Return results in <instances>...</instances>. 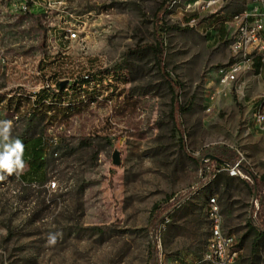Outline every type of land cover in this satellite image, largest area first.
Instances as JSON below:
<instances>
[{"label": "rangeland", "instance_id": "obj_1", "mask_svg": "<svg viewBox=\"0 0 264 264\" xmlns=\"http://www.w3.org/2000/svg\"><path fill=\"white\" fill-rule=\"evenodd\" d=\"M17 1L0 0V121H11L6 133L0 125V152L21 141L25 167L0 171V264H149L154 244L158 264L189 261L206 249L213 197L241 263L264 264V237L250 225L264 220V184L253 193L245 170L230 179L217 162L205 181L197 161L229 148L253 176L264 175V132L254 121L261 104L264 114V74L244 60L236 79L223 81L243 59L230 49L242 0L219 1L194 21L184 8L198 0H69L49 14H21ZM70 14L84 30L64 42V21L79 24ZM158 38L163 69L151 48ZM116 68L117 79L107 73ZM86 74L101 77L95 89L64 99L75 105L36 106L40 90ZM167 76L180 83V102H192L183 134L170 116ZM51 90L46 98L62 102ZM44 141L46 180L22 179ZM171 204L154 233L153 213Z\"/></svg>", "mask_w": 264, "mask_h": 264}, {"label": "built area", "instance_id": "obj_2", "mask_svg": "<svg viewBox=\"0 0 264 264\" xmlns=\"http://www.w3.org/2000/svg\"><path fill=\"white\" fill-rule=\"evenodd\" d=\"M69 0H46L45 8H35L33 0H18L21 4V14H35L39 10L64 12ZM223 0H198L190 8H184L186 13H190L192 21L196 16H200L207 8ZM243 12H238V17L234 18L233 24L235 30L231 36L230 49L234 57L243 58L234 61V70L224 77L223 81L234 80L239 70L243 68L242 62L248 61L251 67L257 58L264 61V0H242ZM62 29V38L71 41L73 37H80L81 26H74L72 23H64ZM247 40L257 41V49H247ZM77 80V79H76ZM57 90V89H56ZM257 111V130L264 132V114H262V104L255 108ZM226 170L232 176L242 175L239 163L233 166H225ZM208 218L213 222V242L210 248L205 249V259L210 260V264H240V250L234 249L232 245V236H222L217 233V215L215 207L208 212ZM179 263V261H178Z\"/></svg>", "mask_w": 264, "mask_h": 264}, {"label": "trees", "instance_id": "obj_3", "mask_svg": "<svg viewBox=\"0 0 264 264\" xmlns=\"http://www.w3.org/2000/svg\"><path fill=\"white\" fill-rule=\"evenodd\" d=\"M168 6H169V4H166V6L164 7V11H167ZM220 34H221V36L226 35V30H225L223 25L220 28ZM151 48L154 52V56H155V59L157 61V64L163 69V55H164L163 41L160 38H158L157 43L155 45L151 46ZM254 67H255V72H258L261 76H263V74H264V61H262L260 58H257L254 62ZM107 73H111V77L116 78V79L119 78V76L121 75L120 70L117 68L115 70H113L112 72L107 70ZM99 77H101V75H99V74H90V76L87 78L80 77V78H77V80L76 79L70 80L64 86H61V82H59V84L57 86V90L42 89L38 93L35 94V96L37 97V99L35 101L36 106L38 107V106L48 104V105H64L66 107H71V106L75 105V102L69 101L66 103V100H64V99H67V98L72 97V96H77L78 94L83 93L85 91L95 89V86H97L99 83ZM166 81L168 83V87H169L171 94H172L170 116L173 118V120L177 124V127L179 128L180 132L183 134V131L181 128V121H180L181 115L191 109L192 102H189L188 104L183 105L180 102V95H179V91L181 88L180 83L175 82V81H171L168 76L166 77ZM49 90H51L50 93H52L54 98L56 97L58 100L61 99L63 101L62 102H56V101L49 100L48 98H46L49 96ZM44 95H46V96L44 97ZM47 143L48 142L44 141L42 145H40L37 149L34 150L32 158L30 161L31 162L36 161V163L32 167H29L23 173L22 179H27V180H30L33 182H39V183H43L46 180V177H47L46 164L44 162H41V159L43 160V159L47 158V151L49 150L48 147H46ZM49 147H50V145H49ZM197 161L203 169H206L209 172L205 181H207V180H209L212 177L217 175L216 170L212 168L213 162H217L220 165H223L224 167L225 166H233L236 163H239L241 169L245 170V173L248 176L252 177L254 180V184L251 185L253 193L255 192L256 185L260 186L262 183L264 184V175L260 178L253 176L249 170H246L244 168L245 166L243 165L242 160L239 158V154H237V152L233 149L222 148V150L218 154H216L214 157H210L209 159H207L205 161H203L202 159L197 160ZM229 178L232 179L234 177L230 176ZM201 185H204V183H202ZM186 197H187V195L184 194L183 196L178 198L176 200L177 201L176 205L179 204ZM176 205L171 204L167 208H161L157 214H156V211L153 213V217L151 220V226H152L151 229L154 233L158 232L159 229L161 228V225H163L166 222V220L168 219V217H170V215H171V213H172V211ZM253 211H254V207H253ZM250 225H251V228L256 232V234L258 236L264 237V220L261 222H257L256 219L251 217ZM258 241L259 240L256 239L253 242L252 251H251L252 257H254L258 251V247H259V243H260ZM240 247H241V245H240ZM153 248H154L153 251L156 253V251H155L156 250V244L153 245ZM154 252H153L154 258L152 257L149 264H158L157 259L155 258Z\"/></svg>", "mask_w": 264, "mask_h": 264}, {"label": "bare ground", "instance_id": "obj_4", "mask_svg": "<svg viewBox=\"0 0 264 264\" xmlns=\"http://www.w3.org/2000/svg\"><path fill=\"white\" fill-rule=\"evenodd\" d=\"M33 1L35 2V8H45L46 0H33ZM13 6L16 8V10H19L21 12V4L13 3ZM189 7H192V3L189 4ZM43 12L45 14L51 13L50 11H43ZM240 12H243V9ZM70 15L74 18V16L72 14H70ZM237 17H238V13H236L234 18H237ZM73 20H76L79 24H76L75 22L72 23V21H70V20H68V21L65 20L64 23H72V25H74V26H80V23H81L80 20H78L76 18H74ZM60 36H61L60 39L62 41L65 42V40H68V39L62 38V34ZM79 39H80V37H73V38H71V41H76V40H79ZM247 49H257V41L247 40ZM82 77L87 78V77H89V75L86 74V75H83ZM213 207H215L217 215L220 217L217 220V233L219 235H222V236H232V245H233L234 249H241L237 236L234 233H231V232H228V231L225 230V228L223 226V218H222V214H221V208H220V205L217 202V199L214 198V197L208 200L207 212H211L213 210ZM209 222H210V238L208 239V243H207L206 248H210L211 245H212V242H213V222H212L211 219H209ZM241 252L242 251L240 250V264H242L241 263ZM178 264H210V260H206L205 259V250H204L202 252V254L197 256L195 259H192V260H189V261H183V262H180Z\"/></svg>", "mask_w": 264, "mask_h": 264}, {"label": "clouds", "instance_id": "obj_5", "mask_svg": "<svg viewBox=\"0 0 264 264\" xmlns=\"http://www.w3.org/2000/svg\"><path fill=\"white\" fill-rule=\"evenodd\" d=\"M3 131L6 133L11 127V121H0ZM4 150L0 152V171L6 172L11 175L13 172L23 170L25 167L21 157L23 152V144L21 141L16 140L14 144L3 145ZM5 179L0 175V180ZM50 243H55V236H51Z\"/></svg>", "mask_w": 264, "mask_h": 264}, {"label": "water", "instance_id": "obj_6", "mask_svg": "<svg viewBox=\"0 0 264 264\" xmlns=\"http://www.w3.org/2000/svg\"><path fill=\"white\" fill-rule=\"evenodd\" d=\"M68 82H69V81H67V80L62 81V82H61V86L66 85ZM208 157H214V156L208 154V155L206 156V158H208ZM119 162H120V161H119V154L116 152L115 155H114V163H115V164H119Z\"/></svg>", "mask_w": 264, "mask_h": 264}, {"label": "crops", "instance_id": "obj_7", "mask_svg": "<svg viewBox=\"0 0 264 264\" xmlns=\"http://www.w3.org/2000/svg\"><path fill=\"white\" fill-rule=\"evenodd\" d=\"M262 77V76H261Z\"/></svg>", "mask_w": 264, "mask_h": 264}]
</instances>
